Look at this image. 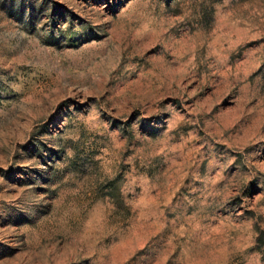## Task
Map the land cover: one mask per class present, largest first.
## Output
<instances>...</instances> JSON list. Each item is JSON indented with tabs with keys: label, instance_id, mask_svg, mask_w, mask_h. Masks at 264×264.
<instances>
[{
	"label": "rangeland",
	"instance_id": "374dc122",
	"mask_svg": "<svg viewBox=\"0 0 264 264\" xmlns=\"http://www.w3.org/2000/svg\"><path fill=\"white\" fill-rule=\"evenodd\" d=\"M0 264H264V0H0Z\"/></svg>",
	"mask_w": 264,
	"mask_h": 264
}]
</instances>
